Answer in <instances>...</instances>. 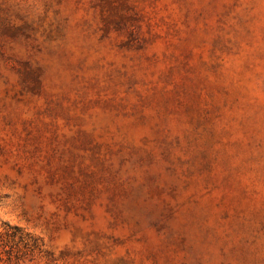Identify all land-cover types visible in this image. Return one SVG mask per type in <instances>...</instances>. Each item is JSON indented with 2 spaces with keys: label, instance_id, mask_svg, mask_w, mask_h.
<instances>
[{
  "label": "rangeland",
  "instance_id": "rangeland-1",
  "mask_svg": "<svg viewBox=\"0 0 264 264\" xmlns=\"http://www.w3.org/2000/svg\"><path fill=\"white\" fill-rule=\"evenodd\" d=\"M0 264H264V0H0Z\"/></svg>",
  "mask_w": 264,
  "mask_h": 264
}]
</instances>
